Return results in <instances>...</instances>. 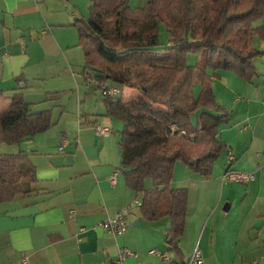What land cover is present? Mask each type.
Here are the masks:
<instances>
[{
    "label": "crops",
    "instance_id": "1",
    "mask_svg": "<svg viewBox=\"0 0 264 264\" xmlns=\"http://www.w3.org/2000/svg\"><path fill=\"white\" fill-rule=\"evenodd\" d=\"M145 1L130 0V6L140 8ZM91 4L0 0V114L22 93L31 112L50 110L53 123L18 144H0V154L26 153L37 169L31 192L0 203V264H20L24 256L25 264L95 263L116 259L124 247L136 253L124 264H167L152 249L168 251L174 260L169 264H184L197 244L206 264H264V55L255 59L257 76L251 81L207 68L215 98L228 111L219 126L226 148L209 176L177 162L170 186L187 188L189 197L180 252H173L165 238L170 219L142 217L136 200L143 194L127 185L121 169L123 123L107 114L110 96L102 87L118 90L115 98L122 88L108 85L110 79L100 84L83 76L85 57L74 22L86 18ZM255 25L264 28V17ZM253 46L264 51V37L256 36ZM201 89L198 83L195 98ZM97 125L113 131L101 138ZM229 167L256 178L225 180ZM145 185L152 188L154 182ZM121 209H126L124 234L94 229ZM146 239L151 248L144 247Z\"/></svg>",
    "mask_w": 264,
    "mask_h": 264
},
{
    "label": "trees",
    "instance_id": "2",
    "mask_svg": "<svg viewBox=\"0 0 264 264\" xmlns=\"http://www.w3.org/2000/svg\"><path fill=\"white\" fill-rule=\"evenodd\" d=\"M91 3L89 17L74 22L84 51L83 76L142 93L130 101L107 97V114L123 123L121 169L127 185L143 194L142 217L169 218L166 238L179 253L189 193L170 186L175 166L182 162L209 176L226 148L219 126L228 111L215 98L207 68L248 81L257 76L255 59L264 51L253 40L264 37V28L255 25L264 17V0H147L141 8H132L130 0ZM162 25L172 36L166 47L160 42ZM190 54L198 56L196 65L189 63ZM198 83L202 89L195 98ZM52 125L50 110L31 112L17 93L0 114V144H18ZM147 179L152 188H146ZM36 181L28 154H0V203L31 192Z\"/></svg>",
    "mask_w": 264,
    "mask_h": 264
},
{
    "label": "built area",
    "instance_id": "3",
    "mask_svg": "<svg viewBox=\"0 0 264 264\" xmlns=\"http://www.w3.org/2000/svg\"><path fill=\"white\" fill-rule=\"evenodd\" d=\"M103 89V94L105 96H113L115 95L118 90L116 89H109L106 87H102ZM113 129L110 126L107 125H97L95 126V132L99 137H106L112 133ZM64 142H66V139H64ZM60 151H64L65 147L62 145L59 148ZM119 171H115L111 176H110V181L112 183L117 182V177H118ZM256 178V175L254 172H246V171H240L233 169L229 167L224 175V179L232 182H237V183H249L253 181ZM136 204L141 205L142 201L140 199L136 200ZM127 221H126V209H121L119 210L114 216L108 217L106 220L99 222L97 225H95L94 229L96 228H101L105 229L108 232H110L113 236H120L124 234L127 231ZM149 253L153 256H157L167 264L173 263L174 260L170 256L168 251H161L158 249H152L149 251ZM136 253L132 251L129 248H121L119 250L118 256L116 259L113 260H104L100 262H95V263H86V264H124V261L128 257H134ZM28 262V257L24 256L20 262V264H25ZM184 264H206L205 263V258L203 255V251L201 247L197 244L190 257L184 262Z\"/></svg>",
    "mask_w": 264,
    "mask_h": 264
},
{
    "label": "rangeland",
    "instance_id": "4",
    "mask_svg": "<svg viewBox=\"0 0 264 264\" xmlns=\"http://www.w3.org/2000/svg\"><path fill=\"white\" fill-rule=\"evenodd\" d=\"M90 1V0H89ZM147 1V0H146ZM146 1H145V3H144V5L143 6H145V4H146ZM142 6V7H143ZM141 8V7H140ZM88 10V13H87V16H86V18H88L89 17V15H90V8L89 9H87ZM83 18H85V17H83ZM85 18V19H86ZM160 42H161V45L163 46V47H166L167 45H169L170 43H171V40H170V34H169V32L167 31V29H166V27L164 26V28H163V25L161 26V30H160ZM188 61H189V63L190 64H192V65H196L197 63H198V56L197 55H194V54H190L189 55V57H188ZM107 84L108 85H110V86H112V85H118V84H116L115 82H113L112 80H108V82H107ZM120 86V85H119ZM105 87V86H104ZM122 89H123V91H122V89L120 90V92L118 93V95H119V97L120 98H123V100H125V101H130V100H133V99H135V98H137L138 96H142V93L140 92V91H138L137 89H132V88H129V87H122V86H120ZM133 94H135L136 95V97H133L132 95ZM6 146V145H5ZM217 162V161H216ZM146 181H149V183L152 185V183H153V180L152 179H147ZM151 228H152V226H150ZM151 228H148V229H151ZM152 230V229H151ZM151 230H147L148 231V233H151L150 231ZM163 231L161 230V233H162ZM164 237H165V235H164ZM166 238V237H165ZM164 238V239H165ZM149 242H151V240L150 241H148L147 239L146 240H144V242H142V243H144V247H146V246H148V248H151V247H149L150 246V243Z\"/></svg>",
    "mask_w": 264,
    "mask_h": 264
},
{
    "label": "water",
    "instance_id": "5",
    "mask_svg": "<svg viewBox=\"0 0 264 264\" xmlns=\"http://www.w3.org/2000/svg\"><path fill=\"white\" fill-rule=\"evenodd\" d=\"M170 241V240H169Z\"/></svg>",
    "mask_w": 264,
    "mask_h": 264
}]
</instances>
